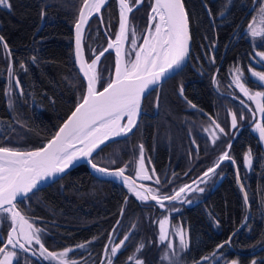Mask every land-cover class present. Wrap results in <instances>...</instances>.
<instances>
[{
    "label": "trees",
    "instance_id": "16d2710c",
    "mask_svg": "<svg viewBox=\"0 0 264 264\" xmlns=\"http://www.w3.org/2000/svg\"><path fill=\"white\" fill-rule=\"evenodd\" d=\"M133 1L128 0L129 6ZM82 2L9 0L10 8L0 6V36L9 46L11 62L24 93L21 95L20 90L13 87L11 97L5 95L9 58L0 48V146L18 150L41 147L81 101L84 83L74 65L71 29ZM183 3L191 36L187 65L144 98L140 120L131 135L103 146L92 159L106 168L127 165L125 173L132 176L142 144L146 167L151 172L155 169L161 180L160 185L152 188L159 189L163 196L172 194L211 167L231 142L230 152L249 199L247 223L232 235L244 221L246 208L229 162H224L208 183L199 185L205 191L191 195L196 197L194 204L168 205L178 209L168 215L169 224L187 231L189 247L184 250L175 244L172 233V249L158 242L157 222L164 212L157 206L136 201L126 186L97 177L84 165H79L53 184L30 194L23 202H17V209L31 218L35 227L43 229L42 242L49 251L73 249L91 241L86 243L84 255H88L91 264H101L105 244L118 243L132 229L125 247L112 258L113 264H135V259H142L144 264H171V260L162 259L166 250L170 257L173 252L179 253L172 258L178 264H197L205 256H218L215 264L233 260L237 264H251L253 260L264 264V147L251 130L254 109L241 97L231 76L232 69L238 65L245 74L242 82L250 91L264 90L262 84L247 75V66L264 71V66L252 58L254 49L264 50V45L256 47L259 41L244 31L260 4L254 0H230L224 15H220L226 0H183ZM150 4L151 0H143L130 15L125 60L134 55L129 48L133 28L137 41L142 40ZM41 11L46 13L44 19H41ZM118 24L117 4L109 0L101 11V19L92 18L85 29L86 61L104 49L107 39L115 38ZM32 56L38 58L35 63L31 62ZM213 56L215 63L210 59ZM21 61L25 62L26 72L19 67ZM113 64L111 52L99 61L97 91L108 84ZM213 75L217 84L212 82ZM10 81L14 85V80L10 78ZM181 85L185 97L195 103L197 109L189 107L179 95ZM9 98L13 101L12 107H9ZM261 103L264 104V98ZM230 111L237 114V129L231 126ZM241 112L244 120H239ZM209 117L225 129V134L218 132L220 139L215 144L204 133V128L211 123ZM260 122L264 124V114ZM249 149L253 155L251 168L243 164V153ZM125 197H128L127 203ZM122 206L125 208L123 216L120 214ZM117 220L121 223L117 224ZM9 228L10 221L0 223V247ZM110 232L113 233L111 241ZM229 237V244L216 248ZM141 242L145 246L136 252ZM15 251L18 257L13 264H40L26 253L21 254L19 249ZM134 254L135 259L128 261Z\"/></svg>",
    "mask_w": 264,
    "mask_h": 264
},
{
    "label": "snow or ice",
    "instance_id": "6c2138e0",
    "mask_svg": "<svg viewBox=\"0 0 264 264\" xmlns=\"http://www.w3.org/2000/svg\"><path fill=\"white\" fill-rule=\"evenodd\" d=\"M118 2L120 5V21L116 39L114 42L110 41L107 48L100 52L95 59H92L90 64H85L82 58L81 41L89 18L93 16V13L100 12L105 0H83V4L79 9V15L75 22L76 62L80 65V71L87 80V90L83 95L82 102L77 103L75 111L71 113L55 135L42 147L32 151H20L15 148L0 146V223L10 221L12 225L7 234L6 246L0 247V264H13L14 258L18 257L17 251L9 250L8 245L12 249H19L21 254L30 252L32 256H39L45 261H49L50 264H79L77 261L66 259L73 249L64 248L62 251L53 252L45 247L41 236L43 229L35 227L30 222L31 218L23 215L17 209V201L23 202V199L27 198L29 193L34 194L39 189L42 181L53 177L55 174L64 173L66 169L72 167L82 158L86 159L90 167L96 172L122 179L129 193L133 194L139 201H155L159 208H167L169 211H178L174 207L168 208V205L174 201H180L185 204L193 203L192 199L187 198L188 194L203 193L205 188L199 185L208 183L224 162H230L234 166L237 163L231 155V142H229L228 148L218 156L213 165L208 167L196 180H193L191 185L184 184L178 190H174L172 194L162 196L159 189L145 187L144 185H140L138 189L135 180L124 175L127 165L124 168L110 170L99 167L93 162V153L106 141L112 137L127 135L132 131L137 124L142 98L154 90L152 86L168 76L169 73L179 69L190 53L189 16L185 10L183 0H154L149 13V28L143 36V43L137 45L138 37L133 28L131 43L132 49L135 50V59L125 60L122 41L127 39L129 32L128 14L133 11L134 6L141 5L143 0H135L134 6H129L128 0H118ZM229 2L230 0H226L219 13L220 15H224ZM254 2H259L260 6L256 9V15L252 17L247 25V34L253 40H258L259 43L256 47H260L264 45V0H254ZM0 6L10 8L9 0H0ZM208 14L212 15L210 10ZM40 15L41 19H44L46 13L41 11ZM0 48H3L8 54L7 73L11 80H14V85L12 83L9 84L5 95L11 97L13 87L19 89L20 94L23 95L21 81L16 76V70L11 62V52L3 36H0ZM112 48H115L116 55L115 76L110 79L103 91H97L96 84L98 79H100L97 73L98 61L106 53H109ZM252 58L261 66H264V50L254 49ZM30 59L31 62L35 63L38 58L32 56ZM210 59L212 63H215L214 56ZM19 67L21 70L27 71L25 62L21 61ZM232 71V84L248 100L255 102L257 98H264V92L261 91L250 94L249 88L245 86V82H242L245 81V74L238 65L234 66ZM248 71L253 78L264 85V71H256L251 67ZM212 82L213 84L218 83L215 75L212 77ZM179 95L185 99L189 107L197 109V105L185 97L183 85L179 88ZM241 103L243 104L244 101H241ZM12 106L13 101L9 98V107ZM249 111L252 110L249 109ZM256 111L264 114V104L257 103ZM229 115L231 116L232 128L237 129L239 127L237 114L230 111ZM122 117L127 118V123H121ZM209 119L211 123L204 131L209 133V138L215 144L220 139L216 130L220 134H225V129L215 119H211V117ZM244 119V114L241 112L239 120ZM253 124L254 131L258 132L259 140L264 142V124L256 120L253 121ZM210 129L212 131H209ZM192 143L195 144V140ZM140 154L139 167L136 169L137 178L143 180L155 178V184L160 185L161 180L156 175L155 169H152L151 176L147 174V170L144 167V146L142 144L140 145ZM243 164L247 168H251L253 165V155L250 149L243 153ZM236 179L241 191L244 192V203L248 205V194L241 183L238 168L236 170ZM127 200L128 197H125V203H127ZM124 213L125 208L122 206L120 209L121 216ZM245 218L247 219V216ZM168 221L169 217L164 216L158 222V242L162 245L166 243L167 249H172L174 247L173 240L168 227H166ZM116 223L120 224L121 221L117 220ZM135 227L136 225L133 223V228ZM131 232L132 229H129V233ZM129 233H126L124 238L120 239L119 243L114 246L110 247L109 244H105V255L108 264H113L112 258L116 257L118 252L125 247L130 239ZM175 234L179 238V249H187L189 247L187 231L181 228L175 230ZM108 238L111 241L113 233L110 232ZM92 239L95 240L97 238L93 237ZM230 239L231 237L223 244H218L216 248H223L230 242ZM34 243L39 245V249L32 248ZM86 243L90 244L91 241L81 243L76 248H84ZM144 246V243L141 242L137 246L136 252L141 251ZM178 256V252H173L170 257L166 250L162 259L171 260V264H178L175 259H172ZM134 259L135 254L127 258L128 261ZM202 259L207 261L209 257L205 256ZM220 259H223V256ZM135 264H144V262L142 259H135ZM231 264H237V261L233 260ZM252 264H261V262L253 260Z\"/></svg>",
    "mask_w": 264,
    "mask_h": 264
},
{
    "label": "water",
    "instance_id": "95a60500",
    "mask_svg": "<svg viewBox=\"0 0 264 264\" xmlns=\"http://www.w3.org/2000/svg\"><path fill=\"white\" fill-rule=\"evenodd\" d=\"M109 2V0H105V4L104 5H102L101 6V10L106 6V4ZM115 2H116V4H117V7H118V9H119V21H120V5H119V2H118V0H115ZM154 2V0H151V4H150V8H149V11H148V16H147V25H146V29H145V32H144V35L147 33V30H148V28H149V13H150V11H151V6H152V3ZM82 4H83V2H82ZM82 4L80 5V7L82 6ZM135 5V4H134ZM133 5V6H134ZM140 6V5H139ZM139 6H134L133 7V11L136 9V8H138ZM80 9V8H79ZM101 10H100V12L99 13H93V16L92 17H94V16H96L98 19H101ZM130 14L131 13H129L128 15L130 16ZM78 15H79V11H78V14H77V18H78ZM92 17H90L89 18V20L92 18ZM77 18H76V20H77ZM76 22V21H75ZM75 22H74V24H73V26H72V29H71V37H72V41H71V46H72V53H73V60H74V65H75V68H76V70H77V72H78V74L80 75V77H81V79L83 80V83H84V92H83V95L85 94V92H86V90H87V80L84 78V76H83V73L80 71V65L76 62V30H75ZM86 27H87V24L85 25V29H86ZM85 29H84V32H85ZM118 30H119V25H118V29H117V32H118ZM189 31H190V28H189ZM116 32V33H117ZM143 35V36H144ZM127 36H128V34H127ZM83 37H84V33H83ZM115 39H116V35H115V38L113 39V40H111V39H107V45H106V47L105 48H107V46H108V44H109V42L110 41H112V42H114L115 41ZM143 43V38H142V41H141V44ZM81 45H82V49H83V39H82V41H81ZM126 45H127V39H125L124 41H122V46H123V48H124V52H125V48H126ZM104 48V49H105ZM103 49V50H104ZM102 50V51H103ZM101 51V52H102ZM190 51H191V40H190ZM110 52L111 53H113V56H114V64H113V68H112V72H111V77H110V79L111 78H114V76H115V61H116V55H115V48H112L111 50H110ZM97 55H99V54H97ZM96 55V56H97ZM189 55H190V53H189ZM95 56V57H96ZM95 57L93 58V59H95ZM82 58H83V60H84V62H85V64H90L91 63V61L90 62H87L86 61V59H85V54H84V49H83V54H82ZM102 58V57H101ZM124 59H125V56H124ZM188 60H189V56H188V58L186 59V61L181 65V67L179 68V69H176L175 71H173V72H171V73H169V75L168 76H166L165 78H163L161 81H159L157 84H155L154 86H152L153 87V89H155L156 87H158L160 84H162L163 82H165V81H167L168 79H170V78H172L173 76H175L176 74H178L186 65H187V63H188ZM99 62V61H98ZM109 82H110V80H109ZM108 82V83H109ZM107 85H105L104 87H106ZM103 87V88H104ZM103 88L102 89H100L99 91H103ZM147 96V95H146ZM146 96H144L143 98H142V103H143V100H144V98L146 97ZM83 98V97H82ZM80 102H82V99H81V101ZM142 103H141V107H142ZM75 109H76V105L74 106V108L68 113V115L65 117V119L61 122V124L59 125V127L57 128V130L55 131V133L59 130V128L64 124V122L68 119V117L71 115V113L73 112V111H75ZM140 117H141V109H140V112H139V115H138V117H137V124H138V122H139V120H140ZM260 119H261V117L258 119V121L260 122ZM121 123L123 124V123H127V118L126 117H122V119H121ZM137 124H136V126H137ZM136 126L132 129V131L131 132H129L127 135H122V136H116V137H112L110 140H108V141H106L103 145H101L94 153H93V155L98 151V150H100L103 146H105V145H107V144H109V143H111V142H113V141H116V140H120V139H124V138H126V137H128L129 135H131L132 133H133V131H134V129L136 128ZM55 133H54V135H55ZM53 135V136H54ZM52 136V137H53ZM51 137V138H52ZM51 138H49V139H51ZM48 139V140H49ZM47 140V141H48ZM47 141L44 143V144H46L47 143ZM43 144V145H44ZM42 145V146H43ZM41 146V147H42ZM33 150H35V149H33ZM20 151H32V150H20ZM230 163V162H229ZM79 165H84L85 167H86V169L91 173V174H93V175H95V176H97V177H100V178H107V179H109V180H111V181H115V182H117V183H120L121 185H124L123 184V181H122V179H117V178H115V177H112V176H106V175H104V174H102V173H99V172H96L95 170H93L91 167H90V165L87 163V161H86V159H80L77 163H75L72 167H70L69 169H66L65 170V172L64 173H59V174H55L53 177H50V178H47V179H45L44 181H42L41 183H40V185H39V189L38 190H41L42 188H45L46 186H49V185H51V184H53L56 180H58L59 178H61L62 176H64L65 174H67L69 171H71L72 169H74V168H76L77 166H79ZM99 166V165H98ZM230 166H231V172H232V175H233V178H234V180H235V182H236V184H237V186H238V188H239V190H240V193H241V197H242V199H243V202H244V192H242L241 191V189H240V185L237 183V179H236V170H237V167H236V165L234 166V165H232L231 163H230ZM99 167H102V166H99ZM104 168H106V167H104ZM108 169H110V170H114V169H117V168H108ZM207 170V169H206ZM206 170H204V171H206ZM203 171V172H204ZM202 172V173H203ZM202 173H200L197 177H195L193 180H196L198 177H200L201 175H202ZM124 175L125 176H129V177H131L133 180H135V184H136V187L139 189L140 188V185H144L145 187H148V185L147 184H145V183H143V182H141V181H139V180H137V179H135L133 176H130V175H127L126 173H124ZM193 180H191L190 182H188V183H186V184H192V181ZM242 183V182H241ZM125 186V185H124ZM179 189V188H178ZM177 189V190H178ZM38 190H36V191H38ZM142 190V189H141ZM35 191V192H36ZM30 194H32V193H29L28 194V196L30 195ZM133 197L135 198V200L136 201H139L134 195H133ZM17 202H19V201H17ZM175 202H177V201H174V202H172V203H175ZM147 203H152V204H155V201H151V200H149V201H147ZM167 203V202H166ZM171 203V204H172ZM245 204V203H244ZM245 208H246V216H247V219L245 218L244 219V221L233 231V233H232V235H234L235 233H237L246 223H247V221H248V219H249V217H250V209H249V205H245ZM11 223H10V228H11ZM10 228H9V230H10ZM8 230V231H9ZM7 234H8V232H7ZM231 235V236H232ZM7 238H8V236H6V239H5V241H4V243L2 244V246L1 247H3V246H6V240H7ZM229 240V239H228ZM227 240V241H228ZM229 244V243H228ZM260 249V248H259ZM28 256H30L31 258H33L34 260H36L38 263H40V264H45L44 262H42V260L40 259V257L39 256H32L31 255V253L29 252V253H26Z\"/></svg>",
    "mask_w": 264,
    "mask_h": 264
},
{
    "label": "rangeland",
    "instance_id": "374dc122",
    "mask_svg": "<svg viewBox=\"0 0 264 264\" xmlns=\"http://www.w3.org/2000/svg\"><path fill=\"white\" fill-rule=\"evenodd\" d=\"M129 4V3H128ZM135 4V0L133 1V3H132V5L131 6H133ZM141 6V5H140ZM139 6V7H140ZM138 7V8H139ZM138 8H136L134 11H136ZM119 10V9H118ZM102 11V10H101ZM134 11H132L131 13H133ZM149 11V10H148ZM101 15V14H100ZM131 15V14H130ZM147 16H148V13H147ZM94 17H96V16H94ZM94 17H92V18H94ZM91 18V19H92ZM129 18H130V16H129ZM90 19V20H91ZM90 20H89V22H90ZM88 22V23H89ZM88 25V24H87ZM119 25V24H118ZM248 25V24H247ZM247 25L245 26V28H244V31L246 32V34H247ZM250 36V35H249ZM143 38V37H142ZM111 40H113V39H111ZM142 41V40H141ZM136 43H137V45H139V44H141V42H138V41H136ZM130 44H131V46H129V48H130V50H133L132 49V43L130 42ZM107 45V44H106ZM106 47V46H105ZM104 47V48H105ZM138 50V49H137ZM91 52H93V49H91ZM133 52H134V55H133V58H132V60H134L135 59V50H133ZM100 53V52H99ZM99 53H95V54H92V56L90 57V60H88L87 62H90L97 54H99ZM253 53H254V51H253ZM113 54V53H112ZM102 59V58H101ZM100 59V60H101ZM99 63V62H98ZM251 66H247V75L251 78V79H253V80H255V81H257L255 78H253L252 76H251V74H250V72L248 71V69L250 68ZM252 68V67H251ZM254 69V68H253ZM233 70V69H232ZM254 70H256V69H254ZM256 71H258V70H256ZM231 76H232V79H233V71H231ZM11 83V81H10V77H8V83H7V88H8V86H9V84ZM260 84H261V82H259ZM235 86V85H234ZM263 87H264V85H262ZM237 89V91L239 92V94L241 95V97L244 99V101H247L252 107H253V109H254V112H252V120L254 121V120H256V121H258V119L261 117V113H259V112H257L256 111V105H257V103H261V101H262V99L263 98H257V101H250V100H248V98L246 97V96H244V94L243 93H241L240 91H239V89L238 88H236ZM261 92H264V90H260ZM255 92H257V91H250V94H254ZM244 104V103H243ZM245 105V104H244ZM209 125H207L205 128H207ZM204 128V129H205ZM251 130H253L254 131V124H253V126L251 127ZM209 131H212V129H210ZM217 131V134H218V130H216ZM257 135H258V132H256V131H254ZM204 133L206 134V136L209 138V133H207V132H205L204 131ZM259 136V135H258ZM210 139V138H209ZM211 140V139H210ZM261 144H262V146L264 147V142H262L261 141ZM140 151L138 152V156H137V158H136V160H135V162H134V166H133V173H132V176L135 178V179H137V180H139V181H141V182H143V183H146L147 185H148V187H154V186H157V184H155V182H154V180H155V178H153L152 180H143V179H140V178H137V176H136V169L139 167V161H140ZM144 167H145V169L147 170V174L148 175H152V172L150 171V169L149 168H147L146 167V165H145V163H144ZM192 194H199V193H189L188 194V197L187 198H189V199H192L193 200V203H191V204H185V203H183L184 205H186V206H189V205H192V204H194L195 202H196V200H195V198L196 197H194V196H191ZM177 202H179V203H182V202H180V201H177ZM176 203V202H175ZM155 206H157L158 208H159V206L158 205H156V204H154ZM168 208H172V207H168ZM162 212H164L163 213V215H162V217L160 218V219H162L164 216H168L170 213H175V212H178V211H169L167 208L166 209H161V208H159ZM177 209V208H176ZM159 219V220H160ZM159 220H158V222H159ZM157 222V228H158V236H159V223ZM32 223V222H31ZM166 227H168V229H169V231H171L170 233H172V237L175 239V244L176 245H179V238L176 236V234H175V230H178V229H181V227L180 226H178V225H173V226H171L170 224H169V221H168V224L166 225ZM6 236H7V234H6ZM6 236H5V239H6ZM5 239H4V241H5ZM119 243V242H118ZM118 243H116V244H118ZM115 244H111L110 245V247L111 246H114ZM8 247V249L9 250H15V249H12L11 248V246L10 245H8L7 246ZM110 247H109V252H110ZM32 248L33 249H39V245H36L35 243L32 245ZM87 249V247L85 246L84 248H73V251L72 252H74V254L72 253V252H70L69 254H68V256L66 257V259H68V260H70V261H77V262H79V264H91L92 263V261L90 260V258L88 257V255H84V253H85V250ZM81 255H83V256H81ZM209 257V259L207 260V261H204L203 259H201V260H199L198 262L199 263H202V262H204L205 264H215L216 263V260H218L219 258H218V256H216V257H211V256H208ZM41 260H42V262H44L45 264H50V262L49 261H45L44 259H42V258H40ZM101 264H108V260H107V257H106V255L104 254V257H103V259H102V262H101ZM227 264H231V262H229V263H227ZM252 264V263H251Z\"/></svg>",
    "mask_w": 264,
    "mask_h": 264
}]
</instances>
